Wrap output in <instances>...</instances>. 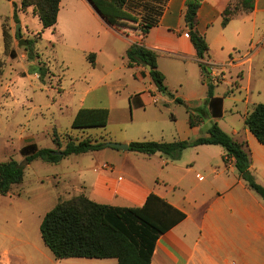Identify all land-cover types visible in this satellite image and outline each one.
<instances>
[{
    "label": "rangeland",
    "instance_id": "obj_1",
    "mask_svg": "<svg viewBox=\"0 0 264 264\" xmlns=\"http://www.w3.org/2000/svg\"><path fill=\"white\" fill-rule=\"evenodd\" d=\"M11 1L18 7L21 2ZM66 5L65 8L69 9L64 11L63 7L54 27L42 30L32 9L18 12L19 22L15 24L11 17V2L0 0V61L4 63L0 76V163L14 159L24 165L23 181L13 186L7 195L0 196V264L86 263L77 258L54 259L41 241L39 225L57 202L78 195L79 172L91 169L110 151L104 152L103 148L70 156L59 164L36 160L25 165L21 148L26 145L56 149L51 139L53 133L60 141L59 150L64 148L69 137L78 141L93 138L105 145H122L124 138L137 139L134 142H157L155 137H204L213 123L224 132L235 129L240 139L245 140L247 135L259 145L249 132L245 134L243 116L256 105L264 104L262 62H254V67L260 69V76L254 77L256 94L250 98L248 105L243 103L246 93L238 92L233 85V81L237 80L234 71L228 68L222 70L218 66V73L224 75V82H219L211 75L210 70L214 67L210 66L198 82L192 79L190 68L185 71L181 64L172 60L165 63L168 82L170 84L179 78L181 87L169 90L171 96H150L149 78L137 79L134 70L128 69L119 55L125 36L109 28L97 31L95 25H90L93 30L79 27L84 20L77 15L79 1L68 0ZM73 11L74 16L71 14ZM3 31L8 35L6 51ZM87 37L106 38L109 56L100 57L99 65L95 67L91 66L80 48ZM19 40L27 42V45L31 41V48L19 46ZM30 51L33 59L28 60ZM176 66L179 69L176 70ZM142 69L146 71V68ZM40 74H43L42 77ZM209 87L212 94L222 98V117H213L206 99L198 104L197 111L192 115L196 132L184 127L182 117L186 112H190V116L193 109L184 102L176 103L175 99L198 98ZM257 91L260 93L257 94ZM135 96L140 98L142 106L134 105L131 99ZM153 99L157 100L156 104H153ZM81 108L107 109V126L104 129L71 130L72 120ZM173 118L178 119L177 124ZM143 137L146 141H142ZM119 153L127 164L135 165L139 159H147L132 151ZM185 153L174 161L184 164L189 160L186 155L191 152ZM250 173L257 183L264 185L259 178H263L262 171L256 174L250 170ZM200 175L207 180L204 173ZM250 194L261 201L253 191Z\"/></svg>",
    "mask_w": 264,
    "mask_h": 264
},
{
    "label": "crops",
    "instance_id": "obj_2",
    "mask_svg": "<svg viewBox=\"0 0 264 264\" xmlns=\"http://www.w3.org/2000/svg\"><path fill=\"white\" fill-rule=\"evenodd\" d=\"M67 1H60L56 23L63 7L64 11L69 9L65 8ZM78 1L80 5L77 15L84 19L79 27L91 30L95 25L97 31L114 29L100 16L92 3L88 0ZM186 1L168 0L158 25L143 39L114 29L126 38L121 51H118L125 65V52L133 44L156 53L157 69L164 76V86L168 93L169 90L180 88L181 80L177 78L169 84V73L165 70L167 60L178 62L185 71L190 68L192 79L198 82L203 75L183 20ZM231 1L200 0L196 30L204 35L207 42L208 58H205L204 63L214 67L210 70L211 75L217 81L224 82V75L218 73V66L222 70L228 68L237 73L233 85L238 92L246 93L243 103L248 105L250 98L256 94L254 77L260 72V69L254 67L256 60L263 63L264 79V0H254L251 12L237 14L222 27L221 14ZM71 14L74 16V11ZM85 20L89 22L85 23ZM80 48L84 55L94 54L92 67L99 65L100 57L109 56L106 38L87 37ZM142 68L134 66L128 69L134 70L137 79L149 78L151 81L148 72ZM175 68L177 70L179 66ZM148 93L150 96L165 95L157 91L152 81ZM201 95L195 99L182 100L188 108L193 109L191 115L197 111L195 108L199 107L198 104L207 99V90ZM212 100L215 101L216 111L220 106L218 118L222 117V98L212 94ZM232 100L235 102L237 99ZM152 102L156 104L157 100L153 99ZM189 113L186 112L182 117V123L184 127L196 132L197 126H190ZM249 113H245L243 121ZM173 121L177 124L178 119L173 118ZM244 132L248 134L249 131L245 128ZM225 133L248 150L250 148V170L256 174L262 171L263 178L257 176L264 184V147L259 143L256 145L247 135L245 140L240 139L235 129ZM155 138L157 142L172 143L199 137ZM145 139L143 137L142 141ZM134 141L137 139L124 138L122 143L129 145ZM103 150H110L111 153H105L91 169L79 172L78 195H84L97 204L136 208L144 204L150 193H154L185 215L181 222L157 239L150 264H264V201L260 197L261 201L251 196V190L237 174L233 159L224 161L225 153L220 146L201 145L184 150L183 154L191 152L186 155L189 160L184 161V164L187 163L185 165L180 161L168 160L158 153L147 156L136 152L133 153L147 159H139L135 165L127 164L119 152L130 151L110 147ZM201 173L207 176L206 181ZM77 259L84 260V264H117L115 259Z\"/></svg>",
    "mask_w": 264,
    "mask_h": 264
},
{
    "label": "trees",
    "instance_id": "obj_3",
    "mask_svg": "<svg viewBox=\"0 0 264 264\" xmlns=\"http://www.w3.org/2000/svg\"><path fill=\"white\" fill-rule=\"evenodd\" d=\"M12 20L18 23V12L32 9L41 24L42 30L53 28L56 24L59 3L61 0H21L19 7L11 0ZM97 12L114 29L132 37L143 39L149 31L156 27L165 10L168 0H89ZM200 0H187L183 20L190 26L188 35L196 52L198 66L202 74L210 67L204 63L208 58V45L204 35L196 30V15ZM254 0H232L221 14V26L239 13H249L253 10ZM40 36V34H38ZM8 35L3 31L4 50H7ZM32 42L28 41L27 49ZM32 51L27 59L31 60ZM94 54H89L87 60L93 64ZM126 67H150L148 75L160 93L168 94L164 86V76L157 69L155 52L138 44H133L125 52ZM4 63L0 61V76L3 74ZM43 74H40L42 77ZM136 106H142L139 98L131 99ZM183 104L180 99H175ZM207 102L213 117L220 116V106L216 111L212 100V89L207 90ZM109 111L103 108L79 109L70 126L71 130L104 129L107 126ZM190 126L192 115L189 116ZM244 126L256 141L264 147V104L256 105L244 118ZM52 142L56 149H38L34 144L21 148L24 164L36 160L47 164H58L71 155L99 151L107 148L96 139L82 140L68 138L62 150L56 134H52ZM201 145L220 146L225 153L224 161L232 158L239 178L246 186L264 201V187L258 184L250 173V153L247 147L234 139L213 123L205 137L193 140L164 142H132L128 151L151 156L160 154L174 161L189 148ZM111 148V147H110ZM24 178V165L14 159L0 163V196L7 195L11 188L20 184ZM185 218L180 211L170 206L162 198L150 193L141 207H115L97 204L84 195L74 196L68 200L59 201L42 218L39 234L43 245L56 260L69 258L85 259H115L117 264H150L157 239Z\"/></svg>",
    "mask_w": 264,
    "mask_h": 264
},
{
    "label": "water",
    "instance_id": "obj_4",
    "mask_svg": "<svg viewBox=\"0 0 264 264\" xmlns=\"http://www.w3.org/2000/svg\"><path fill=\"white\" fill-rule=\"evenodd\" d=\"M89 1V0H88ZM89 3L91 4V2L89 1ZM92 5V4H91ZM188 30H190V26L187 27ZM19 46L23 45V46H26L27 45V42L25 41H22V40H19V43H18ZM146 71L149 72L150 71V67L149 66H146ZM163 94V93H162ZM106 146L108 147H111V148H114V149H118V150H121V151H128V145L126 144H115V143H107Z\"/></svg>",
    "mask_w": 264,
    "mask_h": 264
}]
</instances>
